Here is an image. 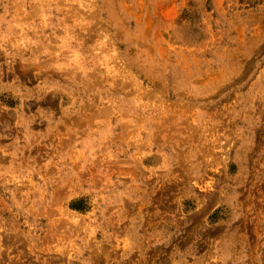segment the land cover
Wrapping results in <instances>:
<instances>
[{
  "label": "rangeland",
  "instance_id": "rangeland-1",
  "mask_svg": "<svg viewBox=\"0 0 264 264\" xmlns=\"http://www.w3.org/2000/svg\"><path fill=\"white\" fill-rule=\"evenodd\" d=\"M0 264H264V0H0Z\"/></svg>",
  "mask_w": 264,
  "mask_h": 264
},
{
  "label": "trees",
  "instance_id": "trees-1",
  "mask_svg": "<svg viewBox=\"0 0 264 264\" xmlns=\"http://www.w3.org/2000/svg\"><path fill=\"white\" fill-rule=\"evenodd\" d=\"M241 2L244 1V0H240Z\"/></svg>",
  "mask_w": 264,
  "mask_h": 264
}]
</instances>
